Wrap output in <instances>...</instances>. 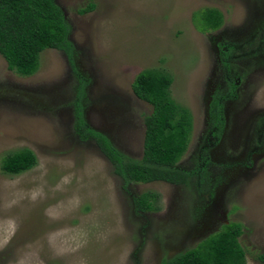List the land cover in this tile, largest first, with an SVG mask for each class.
I'll list each match as a JSON object with an SVG mask.
<instances>
[{
  "label": "rangeland",
  "instance_id": "rangeland-1",
  "mask_svg": "<svg viewBox=\"0 0 264 264\" xmlns=\"http://www.w3.org/2000/svg\"><path fill=\"white\" fill-rule=\"evenodd\" d=\"M53 1L71 59L44 49L21 76L0 55V159L28 148L36 160L0 170V264H159L228 221L242 226L246 264H264V0ZM145 68L170 75L190 113L184 185L123 184L85 131L140 159L151 107L131 82ZM143 191L157 210L134 208Z\"/></svg>",
  "mask_w": 264,
  "mask_h": 264
},
{
  "label": "trees",
  "instance_id": "trees-1",
  "mask_svg": "<svg viewBox=\"0 0 264 264\" xmlns=\"http://www.w3.org/2000/svg\"><path fill=\"white\" fill-rule=\"evenodd\" d=\"M90 8L92 5L87 4L78 12ZM205 11L214 17L212 25L206 29L218 27L220 13L213 8ZM68 30L62 12L53 0H0V55L7 69L18 75L34 73L39 52L47 48L63 52L70 60L72 45L67 38ZM170 83V75L156 68L138 71L131 82L132 93L151 107L143 117L140 159L121 154L104 135L85 128L123 184L163 181L184 185L187 182V174L178 170L175 164L186 148L191 116L170 97ZM80 114V108L76 106L75 117L82 125ZM35 162L32 151L21 148L1 157L0 170L15 175L31 168ZM156 201L157 194L152 191L140 192L133 198L134 208L141 212L157 210ZM241 228L239 222L228 221L193 247L169 258L161 257L159 264H246L245 251L238 241ZM254 259L264 263V251L255 254Z\"/></svg>",
  "mask_w": 264,
  "mask_h": 264
},
{
  "label": "flooded vegetation",
  "instance_id": "flooded-vegetation-1",
  "mask_svg": "<svg viewBox=\"0 0 264 264\" xmlns=\"http://www.w3.org/2000/svg\"><path fill=\"white\" fill-rule=\"evenodd\" d=\"M221 53H222V54H225V53H226V50L221 51ZM238 81H239L238 79H237L236 81H233V85H232V86L234 87V84L237 83ZM229 84H230V83H228V85H229ZM229 86H230V85H229ZM224 87H225L224 91L227 93L226 96L229 97V96H230V93H231L232 91L229 90L228 87H226L225 85H224ZM230 87H231V86H230ZM216 103L218 104L219 101L216 100ZM223 104H224V106H225V103H224V102H223Z\"/></svg>",
  "mask_w": 264,
  "mask_h": 264
}]
</instances>
